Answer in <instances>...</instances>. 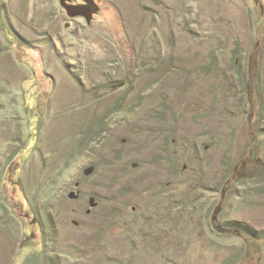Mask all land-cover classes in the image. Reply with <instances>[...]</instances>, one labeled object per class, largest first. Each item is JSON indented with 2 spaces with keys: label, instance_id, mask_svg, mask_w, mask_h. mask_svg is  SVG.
Wrapping results in <instances>:
<instances>
[{
  "label": "rangeland",
  "instance_id": "rangeland-1",
  "mask_svg": "<svg viewBox=\"0 0 264 264\" xmlns=\"http://www.w3.org/2000/svg\"><path fill=\"white\" fill-rule=\"evenodd\" d=\"M250 139L264 165V0H0V264H264V186L214 212Z\"/></svg>",
  "mask_w": 264,
  "mask_h": 264
},
{
  "label": "trees",
  "instance_id": "trees-1",
  "mask_svg": "<svg viewBox=\"0 0 264 264\" xmlns=\"http://www.w3.org/2000/svg\"><path fill=\"white\" fill-rule=\"evenodd\" d=\"M251 97L253 98V94H252ZM33 100H34V97H33V94H32V97L29 100V102H26L27 104H26L25 107H26V110L27 111H30V110L31 111H35V110H32V109L36 108V104L34 105L35 107L34 106H31V103H32ZM122 102H126V101H123L122 100ZM124 108L125 107L116 108V111L117 112L118 111H122V110H124ZM36 115H37L36 119L35 120H32V121H35L36 124H39V123L41 124L42 123V120H40V118L42 119L43 114H41L39 111H37L36 112ZM162 117H164V116H162ZM160 119L162 121L164 120V118H160ZM259 120H260V117H259ZM257 121H258V119H257ZM101 122L102 121H99V124H101ZM92 126H95V127L94 128L91 127V129H90L91 133H92V131L93 132L94 131L96 132V131L99 130V128L96 127L97 126L96 124H93ZM257 127H258V125H257ZM103 131H104L103 128H100V130L98 132L101 133ZM37 132L39 133V128H36V130H35V135L36 136H37ZM89 135H90V133H89ZM31 140L32 139H30V141H29L28 148H30V146H32L31 145ZM128 142H129V140H128ZM26 144L28 145V143H26ZM169 145H170L169 140H166V144L164 146V152H165L164 154L169 155L168 156V159H167V162H168V164L175 165L174 166V169L176 168V170H175V175L176 176L184 175V171L186 170L187 167L186 166L184 167L183 164H182V162H181V160L176 157V154H173V152L169 150V148H170ZM33 148H35V147H33ZM255 151H256V141L255 140L253 141V139L248 140L247 146H246V148L244 150V153L242 154V157L239 160V162H237V164L234 167H232L230 170L224 172V174L221 176V182H219V185L215 188L216 189L215 193H217V195H219V197H220V201L216 204L217 206L214 209L215 214H217L220 211V209L223 210L226 207L225 206V203L226 202L228 203V201L230 199H232L234 196H237L238 197V195H234V186L235 185L241 184L242 187H247V183L250 181V182H254L256 185H258V187L264 186V165H263V163H262L261 160H258L256 158ZM18 157L19 156H16L14 160L8 161L6 163V165H5V167H7V169L11 168V169L14 170V167H15V170L13 171V174L20 172L21 169H22V168L21 169L19 168V167H21V160L18 159ZM106 164L108 165L107 167H109V163H106ZM139 168H140V165L138 166V164H136V163H133V162L130 163V162H128L127 165H126V168H124V170L126 172L128 171V173H130L133 169H139ZM85 173H87V172H85ZM2 175L3 174L1 173L0 176H2ZM171 177H173V176L171 175ZM113 182H114L113 183V186H115L116 185L115 184L116 183L115 179H113ZM140 183H142V182H136L135 185L136 186H140ZM197 188H196V186L191 185V187L187 190V192H185V193L182 192L181 193L180 200L182 201V204H183V202L185 204L184 196L187 199H190L191 200L192 197H193L192 196L193 193H195L196 191H198V189L200 187L198 189ZM130 189H132L131 186L124 185L121 189H118L116 191V192H118L116 195H119L120 198L121 197H126L128 195L127 192ZM152 191H153L152 189H148V190H144L143 192L150 193ZM261 191H263V190H261ZM257 192H260V190H258ZM73 194H70L71 197L73 196ZM153 199L154 200H158V197H155V198L153 197ZM109 201L110 202H113V203H116V204H119V205H123L125 207V210L129 209L128 204H125L124 205L122 202H119L118 200H115V197L110 198ZM94 202L96 203V206L95 207H97L98 206V202L95 199H94ZM192 203L193 202L191 201V203L187 206V209H192V210L194 209V206L195 205H191ZM30 207L31 206H28V208H27V214H25V216H27V217H30V215L32 214ZM184 209H185V207H184ZM113 211H116V210H113ZM88 213L89 214L91 213V209L87 210V214ZM32 215H34V214H32ZM34 216H36V213H35ZM216 218L217 217L215 215L213 217V221H214V219L216 220ZM111 219H112V217H111ZM35 223L38 224L37 227H39V228L42 226L41 228L43 229V233H44L45 230L43 228V225H40V223H42L40 221V219L37 218V220H35ZM234 224L236 225V223H233L232 224V222H231V224H230V222H229V224L228 225H225V226L235 227ZM242 225L245 227V228H243L244 235L243 234L242 235H243V238L245 239V241H247L246 244L249 243V245H251L250 244V241H252L251 239H253L250 236L251 234H252L253 237L254 236H258L259 237V238H257L256 243L264 242V231H262V233H259V234L258 233H254L252 231V230L255 229L253 226H248L247 224H242ZM30 229L32 231V228H30ZM28 233L29 232H27L26 235H29ZM30 248H31V251H33V252L31 254V256L27 259L26 263H24V264H55L51 260L49 262V260L46 258V256L40 258L39 253H34L35 252L34 251L35 250V244H33V245L31 244L30 245Z\"/></svg>",
  "mask_w": 264,
  "mask_h": 264
},
{
  "label": "water",
  "instance_id": "water-1",
  "mask_svg": "<svg viewBox=\"0 0 264 264\" xmlns=\"http://www.w3.org/2000/svg\"><path fill=\"white\" fill-rule=\"evenodd\" d=\"M217 230H219L220 232H222V233H225V232H230L231 230L230 229H223V228H221V227H217Z\"/></svg>",
  "mask_w": 264,
  "mask_h": 264
}]
</instances>
